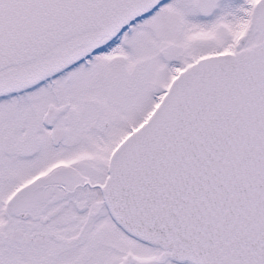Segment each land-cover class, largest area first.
<instances>
[{
  "label": "snow or ice",
  "instance_id": "6c2138e0",
  "mask_svg": "<svg viewBox=\"0 0 264 264\" xmlns=\"http://www.w3.org/2000/svg\"><path fill=\"white\" fill-rule=\"evenodd\" d=\"M0 264H264V0H0Z\"/></svg>",
  "mask_w": 264,
  "mask_h": 264
}]
</instances>
